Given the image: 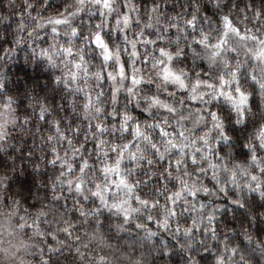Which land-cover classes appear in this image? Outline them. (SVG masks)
I'll return each mask as SVG.
<instances>
[{"label": "clouds", "instance_id": "1", "mask_svg": "<svg viewBox=\"0 0 264 264\" xmlns=\"http://www.w3.org/2000/svg\"><path fill=\"white\" fill-rule=\"evenodd\" d=\"M0 264H264V0H0Z\"/></svg>", "mask_w": 264, "mask_h": 264}]
</instances>
